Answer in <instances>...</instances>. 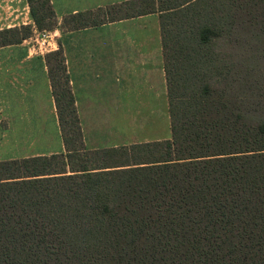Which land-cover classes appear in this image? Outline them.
I'll return each instance as SVG.
<instances>
[{
  "label": "trees",
  "instance_id": "obj_1",
  "mask_svg": "<svg viewBox=\"0 0 264 264\" xmlns=\"http://www.w3.org/2000/svg\"><path fill=\"white\" fill-rule=\"evenodd\" d=\"M57 27L50 0H26ZM157 15L171 137L89 151L64 53L44 61L64 153L0 161V264H264V0H130L61 31Z\"/></svg>",
  "mask_w": 264,
  "mask_h": 264
},
{
  "label": "crops",
  "instance_id": "obj_2",
  "mask_svg": "<svg viewBox=\"0 0 264 264\" xmlns=\"http://www.w3.org/2000/svg\"><path fill=\"white\" fill-rule=\"evenodd\" d=\"M125 1L130 0H50L57 18L56 34L60 36L57 49L61 47L64 53L84 145L89 151L120 146L88 149L85 125L100 126L106 121L114 125L124 109L136 111L138 117L144 116L142 111L155 109L156 104L167 105L168 109L157 15L76 31L60 30L65 15ZM27 25L33 26L26 0H0V30ZM29 41L0 48V118L6 122L1 136H14L10 141H41L51 123L59 129L46 54H33ZM35 156L44 154H30L28 158Z\"/></svg>",
  "mask_w": 264,
  "mask_h": 264
},
{
  "label": "rangeland",
  "instance_id": "obj_3",
  "mask_svg": "<svg viewBox=\"0 0 264 264\" xmlns=\"http://www.w3.org/2000/svg\"><path fill=\"white\" fill-rule=\"evenodd\" d=\"M49 32L55 35L54 40L58 44L60 36L56 34V29ZM38 33V31L33 33L30 38L34 40L35 37L40 35ZM29 43L35 45L34 41ZM135 112L134 110L124 109L121 117H117V123H114V125H107L109 121H106L107 124L100 126L85 125L86 147L88 149L113 147L115 145L122 147V145L130 146L134 143L170 139L171 132L167 105L160 107L159 104H156L155 109L142 111L143 117H138ZM15 122L17 123V120ZM5 123L0 118V161L28 158L30 154L35 153L46 156L50 153L61 154L63 152L60 132L55 123L50 124V127H48L49 133L43 140L28 142L10 141L14 136L3 138L1 134L6 130L4 129Z\"/></svg>",
  "mask_w": 264,
  "mask_h": 264
},
{
  "label": "built area",
  "instance_id": "obj_4",
  "mask_svg": "<svg viewBox=\"0 0 264 264\" xmlns=\"http://www.w3.org/2000/svg\"><path fill=\"white\" fill-rule=\"evenodd\" d=\"M38 34L40 35L35 37L34 40L32 38L29 39V42L34 41L35 45L28 42L29 49L33 52V54L42 55L43 53L47 54L57 50V44L54 40L55 35L49 31L39 32Z\"/></svg>",
  "mask_w": 264,
  "mask_h": 264
}]
</instances>
